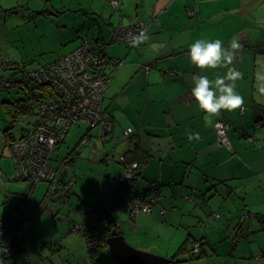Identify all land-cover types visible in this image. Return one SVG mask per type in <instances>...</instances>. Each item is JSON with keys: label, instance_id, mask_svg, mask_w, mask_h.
<instances>
[{"label": "crops", "instance_id": "1", "mask_svg": "<svg viewBox=\"0 0 264 264\" xmlns=\"http://www.w3.org/2000/svg\"><path fill=\"white\" fill-rule=\"evenodd\" d=\"M15 1L0 0L1 65L10 60L1 54V40L7 41L14 29L7 23L6 7ZM40 1H44L43 6H39ZM29 2L22 7L19 29L29 22L28 18L36 17V21L59 10L53 0H34L33 5ZM79 3L83 6L82 0ZM85 3L90 7L84 11V20L71 29L79 38L73 47L84 37L103 34L108 38L109 31L118 24H143L151 39L134 48L118 42L107 45L106 57L122 61L108 68L110 78L102 102L112 127L100 142L99 127L87 129L84 147L95 141L84 152L106 164L105 155L126 154L128 162L139 163L131 190L147 192L152 187L150 192L159 190L160 195L151 212L127 218L125 211L116 212L118 206L110 203V193L117 192L121 175L114 172L111 180L97 181L96 193L85 198V194L75 193V180L69 178L74 181V189L64 204L71 202L73 194L80 204L85 199L100 201L126 242L129 240L121 227H132L137 242L134 248L179 258L178 264H264V0H118L114 7L111 0H84V7ZM256 3H262L259 14ZM35 10L41 13L34 15ZM197 39H220L225 48L235 39L242 46L229 67L243 73L236 82L237 92L244 98L243 110H222L219 117L212 118L213 122H228L226 144L218 140L212 124L206 123L205 113L191 96V77L205 74L214 81L228 68H196L188 50ZM127 127L131 132L124 137L122 131ZM196 132L200 140L189 141L188 134ZM216 181H226V186L216 184L215 193L211 184ZM208 186L211 189L206 192ZM203 191L209 195L211 209L198 196L197 192ZM96 208L94 215L104 218ZM243 214H249L248 219L238 218ZM185 216L190 221H184ZM184 234L185 240L201 244V251L191 258L175 255L177 250L171 252V241H179ZM243 235L246 240L251 238L246 244L241 241ZM100 249L107 252L106 246ZM258 252L262 255H256Z\"/></svg>", "mask_w": 264, "mask_h": 264}, {"label": "rangeland", "instance_id": "2", "mask_svg": "<svg viewBox=\"0 0 264 264\" xmlns=\"http://www.w3.org/2000/svg\"><path fill=\"white\" fill-rule=\"evenodd\" d=\"M33 1L30 0V5L34 4ZM53 1L56 4H54L55 9L59 10H54L51 16H41L36 21H34L36 17L34 19L28 18L29 22L22 25L20 29L17 28V25L24 13L22 7L26 6L28 0H16L6 7L9 8L7 23L10 28L14 27V29L12 28L13 30L10 32L7 41L4 38L1 40V54L6 56V60L10 59L7 61H12V64L9 66L13 67L14 65L22 64L21 62L25 63L27 68L45 64L75 48L73 46L79 38L76 37L77 35L75 36L74 32H71V29L74 26H78L84 20V11L90 6L85 3L86 7H84V0H82L83 6H81L79 0ZM43 3L44 1H40L39 6ZM261 7L262 3H256V12L258 14ZM252 16L256 17L255 14ZM249 21L251 23L253 20L249 19ZM241 24L247 23L241 22ZM83 28L89 30L87 26H83ZM250 30H255V28H250ZM81 42L83 41L81 40ZM7 68L0 69V75L3 77L5 74L9 76L12 71ZM15 88L12 86L8 90L5 89L0 95V135L1 129H5L9 125L7 109L8 107L10 109L11 100L14 99L11 96H21V93L17 92ZM7 98L9 100H6ZM32 119L29 117L26 119L18 118L13 125L14 127L11 128V132L15 136H19L22 130L24 131L29 127L33 128L31 126ZM84 128V125L72 126L70 128L65 135V140L54 151L51 164L58 170V176L62 180H68L73 177L75 180V193L77 195L85 194V198L89 194L96 193L98 190L97 181L111 180V175L114 172L120 173L121 175L124 174V167H121L122 165L118 162V156L116 155H113L112 160L107 164L89 158V154L91 153L84 152V148L87 146L92 147L95 140H91L92 142L80 151L78 149L73 151L76 145L78 144L79 146L84 139V130L86 129ZM9 152V147L3 146L0 141V218L18 206L21 207L25 215H15L18 209L10 215L15 216V221L9 223L8 230H5L3 235H1L0 245L8 239V236H11V239L19 238L20 241L11 242L9 251L14 256L18 254L16 256L17 261L22 260V258L25 259V256L29 255L26 259L29 264H69L72 261L76 264H90L89 252L84 242V235L75 234L71 227H76L77 224L83 223L85 216L91 217L96 212L94 211L88 214H84L82 211L80 212L76 206L80 205V203H78V197L75 194L70 198V203L64 204L65 202H63L53 206L48 202L49 194L47 195L46 193L48 192L49 185L47 182L41 181L34 188H29L27 181L15 179L13 160ZM98 159L100 160V158ZM84 202L85 204L98 206V202L100 201L85 199ZM82 205L84 203L80 207ZM209 206L211 209L212 203H209ZM121 209L118 206L114 210L123 214L121 212L123 209ZM124 213L128 218L127 213ZM187 217L185 216L184 221H190ZM191 219H194L193 216ZM3 220L4 218L0 219V222ZM121 228L126 232L125 238L129 240L128 243L137 247L135 245L137 242L133 240L136 234L133 233L132 227L129 229L128 227ZM253 232L256 231L252 230ZM245 236L243 235L241 237L243 244H246L251 239L248 238L246 240ZM185 238L186 235L184 234L179 241H171V246H173L172 254L184 242ZM41 241H46L47 244L43 245ZM193 243L192 241H187L186 246H190L189 248H191L194 245ZM41 252L44 254H41ZM106 254L104 251L100 252L104 263L114 264L115 262L112 257L106 256ZM2 258L6 261L4 263L0 262V264L10 262L7 261L9 255L2 253V249L0 248V259Z\"/></svg>", "mask_w": 264, "mask_h": 264}, {"label": "built area", "instance_id": "3", "mask_svg": "<svg viewBox=\"0 0 264 264\" xmlns=\"http://www.w3.org/2000/svg\"><path fill=\"white\" fill-rule=\"evenodd\" d=\"M113 6L118 4V0H111ZM146 29L143 24H118L112 29L108 38L102 46H93L89 40H84L73 50L57 59L55 62L45 66H39L31 71L30 76L38 78L39 75L45 81L53 80L54 92L42 93L47 103H41L37 120L33 123V128L25 132L22 138L12 144V159L14 162V173L16 178H21L29 183V188L35 187L39 182H50V193L48 202L51 204L62 203L73 191L74 182L71 179L61 181L58 170L50 163V156L55 147L61 142L70 124H84L89 128L99 127V136L105 132H110L112 121L105 114L102 106L104 92L108 86L110 73L104 71V66L108 63L104 57L109 43L122 42L131 46L132 38ZM120 59H110L111 67L118 66ZM13 80H16L12 76ZM9 77L0 79V91L9 86ZM49 107V109H47ZM243 109H240L242 111ZM212 127L217 138L222 143H227L226 130L228 122L224 119H217L212 123ZM131 128L127 127L122 131L124 137L128 136ZM107 161L111 156H106ZM119 160L123 162V156ZM138 167L136 162L124 166V174L120 175L119 182L127 183L134 176ZM159 192L145 195L144 197L126 198L121 195L117 199L118 205L133 217L136 214L148 213L157 204ZM96 205L84 204L79 207V211L84 214L92 213L97 208ZM163 212V209L160 208ZM23 214L18 206L15 215ZM217 215V214H214ZM15 221V216L4 218L0 222V238L5 230H8L9 223ZM92 219L88 217L83 223L71 227L75 234L84 235V242L89 251L90 264H101L99 259L91 255V251L96 247ZM103 224L105 221L102 222ZM70 228V229H71ZM11 236L0 245L2 253L12 256L9 251L11 247ZM200 251V242L194 243L192 253ZM3 258L0 262L4 263Z\"/></svg>", "mask_w": 264, "mask_h": 264}, {"label": "trees", "instance_id": "4", "mask_svg": "<svg viewBox=\"0 0 264 264\" xmlns=\"http://www.w3.org/2000/svg\"><path fill=\"white\" fill-rule=\"evenodd\" d=\"M7 10H9V9H7ZM40 13H41V10L40 11L39 10L33 11V14L34 15H37V14H40ZM111 31L112 30L109 31V34H110ZM106 39L107 38H105V36L103 34H101V35H98L97 37H94V38L93 37H90V36L89 37H84V38H82V41L89 40L91 42V45H93L95 47V46H102L105 43ZM81 43L82 42H80L78 45H80ZM126 45L129 46V47H131V48H134V47L138 46V45L131 46V45L127 44V43H126ZM65 54H67V53H65ZM65 54H63L62 56H64ZM61 57H59V58H61ZM104 57L106 58V61H107L108 64L106 66H104V69L103 70L104 71H108V68L111 67L110 59H108L106 57V53H105ZM59 58H57V59H59ZM57 59L52 60L51 62H48V63H45V64H41L39 66L42 67V66H45L47 64L53 63ZM21 63L22 64H17V65H14L13 67L9 66V65L12 64V61H7V62L5 61L2 65L0 63V69H3V68L8 67L7 69H9V70L12 71L9 74V76H6V74H5L4 77L2 75H0V79H4L6 77H9L11 79L9 86L4 87L0 92L4 91L5 89L8 90L10 87L13 86L14 88L17 87L15 89H17V92H20L21 93V96H15V97H14V95L11 96L14 99L11 100L12 101L11 103L9 102L11 104L10 109H9V107L7 109V114H8V118H9L8 119L9 125L5 129H2L1 135H0V141H1V143H4L7 147H9V151H10L11 158H12V151H13L12 150V144H13V142H15V141L19 140L20 138H22L23 135L25 134V132H27L31 128V127H29L27 129H25L24 131L22 130L20 132V135L19 136H15L14 133L11 132V128L14 127L13 125H14L15 121L18 118H25V119L28 118V117L29 118H33L31 120V126H32L33 123L37 120V115H38L37 113L39 112V106L41 105V103H47L46 99L43 98V97H41L42 96L41 94L42 93H49V92H52L53 93L54 90L56 89V87H53V85H52V83H53V80L52 79L49 80V81H45L42 78L41 75H39L38 78H34V76H32V75L30 76L31 71L37 69L39 66H36L34 68H31V67L30 68H27V65L25 63H23V62H21ZM12 76H14L16 78V80L12 81L13 80ZM6 100H9V99H6ZM3 103H5V102H3ZM6 103H8V102H6ZM47 109H49V107H47ZM105 114L107 115V113H105ZM28 120L30 121V119H28ZM28 120H27V122H29ZM80 125H84V124H70L69 127H68V129H67V131H66V133H65V135L68 133V131L70 130V128L72 126H80ZM84 127L86 128L85 125H84ZM86 130H87V128L85 129L84 136L88 134V131H86ZM105 133H108V132H105ZM97 136H98L99 142H100V140H103L104 139L103 138L104 136L103 137L99 136V128H98V134H97ZM86 140H87V138H86ZM62 142L63 141H61V142H59L57 144V146L55 147L54 151L56 150V148ZM84 145L80 144L79 146H81V147H79L78 144H77L76 147L73 149V151L74 150H77L78 148L82 149L84 147ZM80 149L78 151H80ZM54 151L52 152V155L50 156V163H51V160H53ZM120 156H123V162H121L119 160ZM128 160L129 159H127V155L126 154H122V155H119L118 156V162L123 167L125 165L128 166L130 163L134 162V161H129L128 162ZM136 163L139 165L138 162H136ZM13 164H14V162H13ZM13 167H14V165H13ZM135 178L136 177L134 176V178L131 181H129L128 183L119 182L117 180V183H118L117 192H111L110 195L111 196H116L122 190H123V196L126 197V198H130V197H144L145 195L150 194V193L152 194L154 192H159V195H160V191L159 190H153V191L150 192V190H151L152 187L147 192H142L140 189H137V188H134L133 190H131V187H132L131 182ZM15 179L22 180L21 178H16V177H15ZM61 181H63V180L61 179ZM225 182L226 181H216L215 184H219V183L226 184ZM47 183H48L49 188H50V182H47ZM49 188H48V192L46 193L47 195L50 193V189ZM127 191H129V193ZM197 193H198L199 198L202 200V203L203 202H207V201L209 203V195H207L204 191L202 193L201 192H197ZM215 193H213V194H215ZM188 197H189V195H188ZM158 198H159V196H158ZM111 199H112L111 205H115L116 203L113 200H115L116 198L115 197H112ZM158 202H159V199H157V204H158ZM204 206H205V203H204ZM153 207H152V209H153ZM206 207H208V206L206 205ZM17 209H18V207H14L11 211H9L8 213L4 214L0 219L6 218V217L10 216ZM140 214H142V213H140ZM104 215H105V219L108 220V225L107 226H104L101 222L100 223H98L96 221H93L92 222L93 223V228H94L92 230H95V232H96V238H97V242L96 243L98 244V248L97 249H93L91 251V255L94 258H98L99 257V254L101 252L100 247H103L104 246V238H105V235L115 225V222H114L113 218L108 217V215H106V214H104ZM218 215L219 214H217V215H214L213 214L214 217H217ZM248 217H249V214H243L242 217L240 215L238 218L240 220H246V219H248ZM12 237H14V236H12ZM187 240L188 239L184 240V242L179 246V248L177 249L175 255H177V254L178 255L186 254V256H188L187 258H191V257L194 256L193 254L190 253L192 251V247L193 246H191V248H189V247L186 246ZM14 241L17 242V241H20V239L19 238H16V239L13 238L12 239V242H14ZM196 242L197 241H195L194 243H196ZM200 251H201V248H200ZM256 255H260L261 256L262 255V252H258ZM28 256H25V259L22 258V260H20V261H17L16 255L13 256V259H12V256H9V258L7 259V261H10V262L9 263H5V264H29V262L26 261V259H27ZM253 256H255V253L253 254Z\"/></svg>", "mask_w": 264, "mask_h": 264}, {"label": "clouds", "instance_id": "5", "mask_svg": "<svg viewBox=\"0 0 264 264\" xmlns=\"http://www.w3.org/2000/svg\"><path fill=\"white\" fill-rule=\"evenodd\" d=\"M150 39H151V37L149 36L147 30L144 29V30H141L138 35H136L132 38V43L134 45H139L141 43H147ZM241 47L242 46L235 39H233L230 42L229 48H225L224 42L220 39H216L214 41H208L205 39H197L189 47L188 55L190 57L191 63L196 68H198L202 71L203 70H209V69L215 70V69H221V68H228V71L224 76H217V78L214 81L211 80L209 78V76L205 75V74H194L191 77L193 85H194L192 90H191V96L194 98L198 107L205 113V121L208 125H211L213 123V119H212L213 117H219L220 116L222 110L233 111L236 109H243V107H244V98L237 92V84H236V82L239 79H242L243 73L236 70L235 68L229 67V65H231L233 63L236 50H239ZM86 128L91 129L87 126H86ZM103 136L104 135H102L101 137H103ZM200 138L201 137H200V134L198 132L188 134V140L189 141H192V140L198 141V140H200ZM85 140L86 139L84 137V139L82 140V143H81L82 145L86 144ZM79 149L80 148H78V150ZM107 155H110L111 160H112L113 156L111 154H107ZM107 155H105V160H107L106 159ZM110 161H108V162H110ZM135 173H136V171H135ZM135 173H134V176H135ZM134 176H133V178H134ZM118 178H117V180H118ZM131 180H129V181H131ZM73 189H74V186H73ZM72 193H73V191H72ZM70 195H68L67 198ZM121 195H123V191H120L116 196L110 195L111 198L112 197L116 198L113 201H115V203H116L115 205H117V206H120L117 203V199ZM66 199H64V201ZM111 201H112V199H110V203H111ZM52 205L55 206L57 204H52ZM80 205H77L78 210H79ZM97 207H98V209L100 208V210L103 214H106L105 211L107 210V207L103 203L100 202ZM160 208H162V207H160ZM95 212H96V210H95ZM128 217H131V216L128 215ZM87 218L88 217L85 216V219H87ZM90 218L92 219V221H96L98 223H100V222L102 223L103 221H105V223L104 224L102 223V224L104 226L108 225V220H106L105 217L101 218V217H96L95 215H93ZM113 229H115V225L105 235L104 246H106L105 245L106 238L110 235V233ZM94 234H95V238H96L95 230H94ZM96 240H97V238H96ZM97 248H98V244L96 243L95 249H97ZM200 248H201V245H200ZM106 253L109 254L108 249H107ZM190 253L194 255V254H198L199 252L198 253H192V251H191ZM95 259H99L101 264H102L100 257L95 258Z\"/></svg>", "mask_w": 264, "mask_h": 264}, {"label": "water", "instance_id": "6", "mask_svg": "<svg viewBox=\"0 0 264 264\" xmlns=\"http://www.w3.org/2000/svg\"><path fill=\"white\" fill-rule=\"evenodd\" d=\"M211 185L214 187L213 192H217V189H215L216 184ZM210 189L211 187L208 186L205 191L208 192ZM207 202H203L202 204L204 205ZM105 245L115 264H178L181 262L179 258L163 257L136 249L126 242L124 236L115 229L106 238Z\"/></svg>", "mask_w": 264, "mask_h": 264}, {"label": "flooded vegetation", "instance_id": "7", "mask_svg": "<svg viewBox=\"0 0 264 264\" xmlns=\"http://www.w3.org/2000/svg\"><path fill=\"white\" fill-rule=\"evenodd\" d=\"M108 232H109V231H108ZM108 232H107V233H108ZM96 241H97V240H96Z\"/></svg>", "mask_w": 264, "mask_h": 264}]
</instances>
